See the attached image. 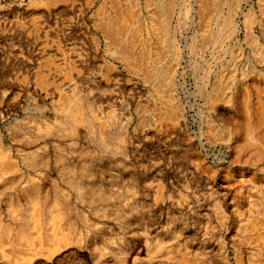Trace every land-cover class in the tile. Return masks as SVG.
<instances>
[{
    "label": "rangeland",
    "instance_id": "obj_1",
    "mask_svg": "<svg viewBox=\"0 0 264 264\" xmlns=\"http://www.w3.org/2000/svg\"><path fill=\"white\" fill-rule=\"evenodd\" d=\"M11 1L21 0L3 3ZM135 1L140 12L136 24L142 26L149 20L150 81L142 78V72L130 71L116 60V47L103 33L100 47L89 48L94 28L88 13L75 22L67 9L64 14L46 17L43 24L36 14H24L17 18L21 34L11 29L16 21L12 14L0 17V26L8 28L0 33V133L4 146L12 147L9 153L15 156L16 148L23 145L34 147L60 138L68 141L63 133L66 124L61 121L64 117L55 119L52 97L39 90L33 78L46 64L45 51L53 53L52 59L66 65L68 71L74 61L82 77L95 79L93 93L99 100L93 109L100 119H90L91 124L108 125L102 144L96 131L92 132L90 146L96 150L87 149L86 155L78 154V158L90 161L95 169L92 181L109 194L90 224L80 222L74 239H62L68 233L54 230L59 219L56 211L47 202L42 214L38 218L34 215V201L22 194L26 177L19 179V167L0 146V167L12 173L0 177V187L7 185L0 200V264H255L253 260L261 258L264 58L254 46L264 53V0H250L245 6V11L255 8L254 19L247 22L255 45L249 39L233 69L239 90L235 101L246 93L249 126L263 140L260 147L240 131L239 105L235 102V120L232 108L210 97L215 76L233 60L238 39L229 44L214 38L218 35L214 19L197 16L193 0H174L169 12L165 8L166 13L159 14L175 45L168 37L159 44L154 12L167 0H151L147 10L144 0ZM202 26L210 31L202 32ZM43 33L49 38L52 35L51 39L60 38V46L52 44L42 51L38 36ZM186 40L191 43L186 45ZM160 47L162 60L156 63ZM173 53L180 60L173 81L183 108L177 120L158 110L165 105L155 87L166 82L168 69L175 66ZM20 79L24 90L13 89L4 97L1 91L8 90V83ZM119 136L123 146H117ZM218 141H226L229 150L224 152ZM244 142L247 145L239 148ZM27 172L35 174L42 185L55 179V173L40 163L27 168L25 175ZM114 173L118 179L108 187ZM83 198L88 196L83 193L80 200ZM80 200L76 198L72 204L81 205ZM74 218L78 219L74 209L63 215V228Z\"/></svg>",
    "mask_w": 264,
    "mask_h": 264
},
{
    "label": "bare ground",
    "instance_id": "obj_2",
    "mask_svg": "<svg viewBox=\"0 0 264 264\" xmlns=\"http://www.w3.org/2000/svg\"><path fill=\"white\" fill-rule=\"evenodd\" d=\"M150 1H143L145 10L149 8ZM249 1L193 0V5L197 6V16L214 19V23L218 29V35L213 36L214 38H221L229 42V44L233 43L235 38L238 39L237 44L234 45L233 60L227 61L226 67L221 69L215 76V82L211 85L210 97L211 99H219L223 104L232 108L234 110L233 116L235 120H237L238 116L240 118L239 120H241L240 131H242L244 136L246 135L254 142L256 146L260 147L263 140L258 137L255 129L249 126L250 107L246 93L242 94V98L238 102L235 101L239 90L235 84L233 72L235 68L234 61L236 60L237 62L242 58L245 52V44L249 42V39L255 45L254 40L249 37V29L247 26V22H251L254 19L255 10L253 6H250L248 11H245V6ZM103 2L105 4L104 8H102ZM174 5V0H167L161 5L158 4V7L155 9L154 15L157 18L154 30L159 44L163 43L165 38L168 37L170 44L172 46L175 45V39L168 33V25L166 26L165 20L159 14V12H162V15H164L166 13L165 8L169 12ZM67 9L70 10L75 22H78L84 14L88 13V18L94 28L92 42L89 48L92 46L93 49L97 50L100 47L103 33L106 39L108 41L110 40V43L116 47L117 55L115 58L118 62L122 63L130 71L142 72V78L145 81L152 79V68L149 67L151 61L148 35L150 31L149 20H147L148 22L144 21V25L142 26L136 24L140 17V12L135 0H21L19 2L11 1L7 4H4L3 0H0V17H4L8 13L12 14L16 18V21L11 29L17 33L23 31L22 24L17 19L21 15L25 14L29 16L36 14L43 24L46 17L52 14H64ZM7 29L3 24L0 26V33L6 32ZM29 30L31 31V29ZM200 30L207 32L210 31V27L202 26ZM210 36L208 35V38ZM50 37L53 38L52 35ZM38 38H42L40 42L42 51H45L46 47H50L52 44H55L56 48L60 46V38L56 37L51 39L47 36V33H43L42 37L38 36ZM190 43L186 40V45ZM254 50L264 58L261 47L254 46ZM162 52V47H160L156 52V63L161 62ZM43 54L46 57V64L34 74L33 79L39 90H44L46 95L50 94L52 97L54 102L52 110L56 113L55 119L61 120L59 115L64 117V120H61L66 124L63 133L69 139L65 141L64 138H60L57 141L45 142L34 147L31 145H23L16 148L18 155L13 156L9 153L13 148L7 146L8 149H6L0 133V146H3L4 151H8L7 155L12 158V163L19 167L21 172L18 173L19 179L22 180L26 177L21 188L22 194L34 201L35 204L32 207L34 215L38 218L42 214L45 204L47 202L50 203L49 205L54 208L59 217L54 230H66L68 234H64L62 239L70 240L75 238L79 223L90 224L92 218L102 210V203L109 199V194L106 189L102 188V185L96 183V181H92L94 177L92 169L94 168L91 167L90 161L87 158H78V154L86 155L85 151L87 149L89 151L90 149L92 151L96 150L94 146H90L92 132L94 133L96 131L99 142L102 144V137L108 125L102 122L91 124L90 119L94 118L98 121L100 119L93 109L94 102L99 100L93 93L95 79L82 77L80 68L76 66L74 61L68 71L66 65L64 66L61 62H55L52 59L51 56L54 55L53 53L45 51ZM171 62L175 63V66L172 65L168 69V74L165 77L166 82L162 86L155 84V87L156 94L160 96L162 103L164 102L165 105L162 109L158 110L165 112L171 119L177 120L182 117L183 108L175 94V83L173 79L176 63L179 64L180 60L174 53ZM155 69L158 70L157 67ZM111 70L112 68H108V72H111ZM243 74L244 72L241 71L240 75L242 76ZM15 80L18 81L17 78ZM20 81H10L8 83V90L4 89L1 91L2 95L8 98L13 89L24 90V86L22 85L23 80L20 79ZM84 85H86V89H84ZM100 85L102 86V74ZM162 87H165V89H161ZM235 102L240 107L239 115ZM208 127H210L212 133L215 135L216 131L210 123ZM205 134H208L206 129ZM210 138L212 141H215L213 137L210 136ZM123 141L122 137L119 136L117 138V146H123ZM218 142L223 146L222 150L224 152L229 150L228 144L225 143L226 141ZM247 143L240 144L239 148H244ZM223 158L225 159V157ZM37 163H40V165L49 168L51 172L55 173V179L51 180L48 185L39 184L35 174L27 172L25 175L26 169L34 168ZM98 173L102 174L100 169ZM7 174L12 176L9 169L0 167V177L4 178ZM117 179L118 175L114 173L111 180L109 179L107 186L110 187ZM6 186L3 185L0 187V200L3 197L2 194ZM83 193L88 196V199L83 198L81 201L80 198ZM76 198L81 201V205H77L76 203L72 204V200L76 202ZM83 204L89 207L88 211H85V205ZM72 209L75 210L78 219L68 220V223L63 228V215L70 213ZM256 234L259 238L260 234ZM254 243L259 246L258 241L254 240ZM259 247L261 249V258L258 256L253 260V263L264 264V246L260 244ZM187 264L190 263L187 262Z\"/></svg>",
    "mask_w": 264,
    "mask_h": 264
}]
</instances>
